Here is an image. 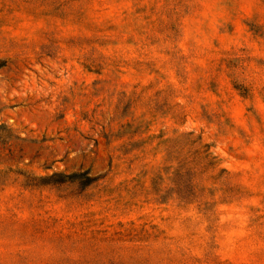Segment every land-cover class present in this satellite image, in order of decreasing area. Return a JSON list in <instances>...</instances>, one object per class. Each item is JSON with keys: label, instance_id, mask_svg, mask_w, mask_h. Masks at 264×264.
Masks as SVG:
<instances>
[{"label": "rangeland", "instance_id": "obj_1", "mask_svg": "<svg viewBox=\"0 0 264 264\" xmlns=\"http://www.w3.org/2000/svg\"><path fill=\"white\" fill-rule=\"evenodd\" d=\"M0 264H264V0H0Z\"/></svg>", "mask_w": 264, "mask_h": 264}, {"label": "trees", "instance_id": "obj_2", "mask_svg": "<svg viewBox=\"0 0 264 264\" xmlns=\"http://www.w3.org/2000/svg\"><path fill=\"white\" fill-rule=\"evenodd\" d=\"M73 177L79 179V180H82L81 182V185L83 187H88L90 185H92L95 181H96V178H92L88 175V172H83V173H77V174H74L72 175Z\"/></svg>", "mask_w": 264, "mask_h": 264}]
</instances>
